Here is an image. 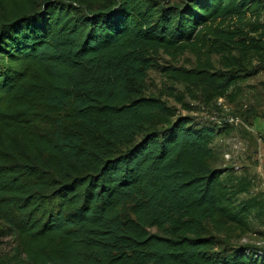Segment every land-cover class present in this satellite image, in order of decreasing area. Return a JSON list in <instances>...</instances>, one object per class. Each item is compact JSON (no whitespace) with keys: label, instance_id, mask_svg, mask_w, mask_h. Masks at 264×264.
I'll return each mask as SVG.
<instances>
[{"label":"trees","instance_id":"16d2710c","mask_svg":"<svg viewBox=\"0 0 264 264\" xmlns=\"http://www.w3.org/2000/svg\"><path fill=\"white\" fill-rule=\"evenodd\" d=\"M263 16L264 0H0V264H264L232 242L264 199L215 165L229 124L146 93L161 67L228 97L264 71ZM186 51L196 67L156 61Z\"/></svg>","mask_w":264,"mask_h":264},{"label":"rangeland","instance_id":"374dc122","mask_svg":"<svg viewBox=\"0 0 264 264\" xmlns=\"http://www.w3.org/2000/svg\"><path fill=\"white\" fill-rule=\"evenodd\" d=\"M183 2L170 0L171 4ZM219 59V55H212L216 67L220 66ZM156 61L159 66L185 68L196 67L199 63L197 55L191 51L176 58L161 52ZM170 87L184 94L185 102L193 109L184 108L173 97L164 95V98L170 105L177 107L182 115L191 116L195 122L220 125L225 117L238 118L237 123H228L227 129L215 139L214 146L219 152L215 165L229 169L235 176H247L250 179V192L243 197L258 195L264 199V71L242 79L228 97L209 104L203 102L200 91L195 90L194 96L191 95L185 84L171 80L161 67L149 71L147 94H163ZM232 242L264 249V216L254 217L249 228L237 230ZM13 244L12 238H6L0 244V258L11 250Z\"/></svg>","mask_w":264,"mask_h":264},{"label":"built area","instance_id":"2783aa9c","mask_svg":"<svg viewBox=\"0 0 264 264\" xmlns=\"http://www.w3.org/2000/svg\"><path fill=\"white\" fill-rule=\"evenodd\" d=\"M223 122H227V123H233V122H235V123H237L238 122V118H235V117H225L224 118V120H223Z\"/></svg>","mask_w":264,"mask_h":264}]
</instances>
